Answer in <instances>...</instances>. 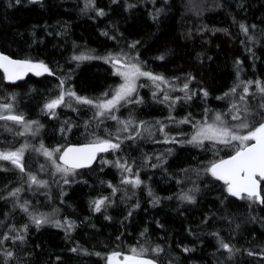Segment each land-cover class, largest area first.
<instances>
[{
	"label": "trees",
	"instance_id": "16d2710c",
	"mask_svg": "<svg viewBox=\"0 0 264 264\" xmlns=\"http://www.w3.org/2000/svg\"><path fill=\"white\" fill-rule=\"evenodd\" d=\"M0 52L43 62L52 73L10 82L0 71V104H11V114L30 124L28 130L0 121V151L25 148V172L0 161V264H108L111 253L129 255L133 248L147 249L145 256L158 264H264V203L231 196L206 171L234 149L187 142L216 114L229 125L239 123L229 113L233 104L247 106L253 123L264 118V93L256 84L264 86V0H0ZM109 55L136 62L168 84L157 89L146 77L138 79L128 98L133 102L112 110L117 120L68 96L55 115L45 109L62 90L108 100L121 79L105 61ZM165 93L170 99L160 102ZM97 138L120 148L67 177L51 173L55 166L41 145L61 151ZM60 151L52 157L57 163ZM29 174L47 185L33 184ZM137 178V186L123 182ZM260 191L264 196V181ZM185 194L194 200L181 199ZM103 198L95 211L93 202ZM33 216L49 222L37 227ZM157 247L158 254L152 251Z\"/></svg>",
	"mask_w": 264,
	"mask_h": 264
},
{
	"label": "snow or ice",
	"instance_id": "6c2138e0",
	"mask_svg": "<svg viewBox=\"0 0 264 264\" xmlns=\"http://www.w3.org/2000/svg\"><path fill=\"white\" fill-rule=\"evenodd\" d=\"M19 2V0H17ZM89 4L93 3V0H88ZM98 15H104L102 10L98 11ZM241 29L247 33L248 29L244 25L240 26ZM91 56H75V60L92 59ZM106 62L119 63V58L112 57L109 55L104 58ZM162 59V57H161ZM122 68L125 70L121 71L117 68L116 74L121 76L124 83L121 84L117 89H115L114 94L111 99L106 101L94 102L93 100L86 97H79L75 92L71 90L61 91L60 95L56 99H52L50 102L45 104V109L52 115H55V109L61 105H65V96L74 98L77 103L91 105L98 109L97 116L106 117L112 120H117V117L112 114V110L116 109L121 105V102H133L129 101L128 98L137 91L136 81L139 77H146L151 80L157 89H160V83L168 84V81L160 75H154L151 72L142 71L138 64H122ZM0 69H3L5 78L10 82H15L17 80L23 79L24 75L28 72L35 71L36 75H42L44 72L52 74L47 65L43 62L33 63L30 60H14L7 55L0 54ZM252 82H249L251 84ZM257 88L260 93H264V86L260 85L257 81ZM63 86V81H61V87ZM239 86V85H238ZM188 89V84H184L182 91ZM162 91V89H161ZM248 87L243 88V92L248 94ZM236 92L234 87L231 93H226L225 95H230ZM107 96L108 94L105 93ZM157 93L154 92L153 96L156 97ZM207 96V92L204 93ZM191 97L189 96L188 99ZM245 95L240 96V100L244 101ZM170 97L165 93L163 100L164 102L169 100ZM139 103L140 101H134ZM174 102V101H173ZM259 107L264 109V103L260 104ZM12 105L11 104H0V121H12L15 124L24 125L26 129L30 130V124L25 121L24 116L11 114ZM9 114L5 115L4 113ZM229 113H232L231 119L233 121H239L235 125H229L227 121L223 118L221 114H216L213 122L200 125L197 128L196 133L187 142L197 146H201L205 141L213 142L214 144H221L225 147H231L234 149V154L230 155L227 159H220L211 164L209 168L206 169L213 177L217 180L223 181L226 185V191L234 197L241 199H248L253 202L264 203V196L261 195L260 182L264 181V118L260 119L258 122L253 123L249 121L248 116L251 114L247 106L243 109L233 104L229 109ZM243 113V114H242ZM187 119L180 121V123H188ZM38 122L32 121L31 124H37ZM125 123V122H121ZM128 124L131 121L126 122ZM143 122H141V125ZM125 130H127L125 128ZM147 131V129H145ZM160 131H163V126H161ZM23 135V133H18ZM140 133L137 132V136ZM129 139H135V137H128ZM117 139H119L117 137ZM167 142V141H166ZM27 147V146H25ZM120 148L119 143H113L110 139H100L97 138L90 144L83 145L81 147H69L67 148L58 159L62 164L57 163L55 159H52L54 152L60 151L59 149H54L49 151L44 149L43 155L51 160V163L55 166L56 172L63 173L64 177L74 174L76 169L88 167L96 159V155L99 152H108L110 150L115 151ZM41 149H37L40 151ZM25 148L22 147L16 151H0V161H9L15 168H18L20 172H25V166L23 163V154ZM117 167L123 168L125 171L131 172L130 167H125V165L120 164L118 161L116 163ZM155 166V165H153ZM28 179L33 183L41 187L47 185L46 181L38 180L36 176L29 174ZM68 183V180H64ZM124 183H132L137 186L141 181L137 178L135 180L123 181ZM21 189L17 188L14 192L9 195L16 196ZM107 198L99 199L94 201V210L101 211L102 206L105 204ZM181 199L192 202L193 197L185 194ZM24 212H28V207L26 205H20ZM33 223L39 227L43 223H48L47 217H32ZM68 224L71 228L72 225ZM55 226L62 227L59 221H55ZM25 226V230H26ZM15 231V229H13ZM8 237H5L7 239ZM16 239L23 241V236H17ZM2 243V241H0ZM220 246L229 252L232 249L228 244L220 241ZM76 251V249H73ZM147 249L141 248L137 250L136 248L131 249V254L123 255L120 252H113L107 257L108 264H156V261L145 257ZM154 253H159L162 251L159 247L152 249ZM187 251V249H185ZM251 255V253H249ZM99 255V253H97ZM7 258L13 256L12 252L5 253ZM122 257V259H121Z\"/></svg>",
	"mask_w": 264,
	"mask_h": 264
},
{
	"label": "rangeland",
	"instance_id": "374dc122",
	"mask_svg": "<svg viewBox=\"0 0 264 264\" xmlns=\"http://www.w3.org/2000/svg\"><path fill=\"white\" fill-rule=\"evenodd\" d=\"M117 58V57H116ZM119 61L120 62H122L123 64H136V62H133V61H129V60H126V61H123V60H121L120 58H119ZM33 63H35V62H33ZM37 63V62H36ZM117 68H120V70L121 71H123V70H125L124 68H122L121 66H119V65H115V64H113V70H114V72L116 73L117 72ZM143 71V70H142ZM28 73H32V74H35V71H32V72H28ZM27 73V74H28ZM45 73H47V72H44L43 74H45ZM36 75V74H35ZM25 76V75H24ZM121 79H120V84L117 86V88L121 85V84H123L124 83V80H123V78L121 77V76H119ZM141 78H143V77H139L138 79L140 80ZM138 79H137V81H136V84H137V82H138ZM116 88V89H117ZM114 94V93H113ZM112 97V96H111ZM111 97L109 98V99H111ZM106 101V100H105ZM123 102V101H122ZM5 115H6V112L4 113ZM211 122H213V121H210V122H208V123H211ZM202 124H204V123H202ZM202 124H198L197 125V127H196V130H195V133H196V131H197V128L200 126V125H202ZM235 124H237V123H235V122H233V124H231V125H235ZM4 127H7V125H3ZM51 173L53 174V175H57V173L58 172H56V169L55 168H53L52 170H51Z\"/></svg>",
	"mask_w": 264,
	"mask_h": 264
},
{
	"label": "water",
	"instance_id": "95a60500",
	"mask_svg": "<svg viewBox=\"0 0 264 264\" xmlns=\"http://www.w3.org/2000/svg\"><path fill=\"white\" fill-rule=\"evenodd\" d=\"M0 54H3V53H1L0 52ZM4 55H6V54H4ZM9 57V56H8ZM11 58V57H10ZM11 59H13V58H11ZM14 60H17V59H14ZM113 63V62H112ZM113 64H115V65H119V66H121L122 65V63L119 61V63H113ZM0 71L3 73V75L5 76V74H4V72H3V69H0ZM9 81V80H8ZM7 115V114H6ZM90 143H92V142H87V143H72V144H68V145H66L61 151H60V153H59V155H58V157L67 149V148H69V147H81V146H83V145H86V144H90ZM104 153H106V152H99V153H97V155H96V159L91 163V165L90 166H88V167H84V168H80V169H86V168H90V167H92L95 163H96V161H97V159H98V157H99V155L100 154H104ZM58 157H57V161H58V163H60V164H62V162L58 159ZM227 159V158H226ZM80 169H76V170H80ZM146 257V256H145ZM146 258H149V257H146ZM122 259V258H121ZM149 259H151V258H149ZM156 264H158L157 262H156Z\"/></svg>",
	"mask_w": 264,
	"mask_h": 264
},
{
	"label": "bare ground",
	"instance_id": "6f19581e",
	"mask_svg": "<svg viewBox=\"0 0 264 264\" xmlns=\"http://www.w3.org/2000/svg\"><path fill=\"white\" fill-rule=\"evenodd\" d=\"M169 121V120H168ZM173 122V121H172ZM175 126H176V124H175ZM179 127V126H178ZM188 130V129H187ZM181 133H183V132H181ZM108 153V152H107Z\"/></svg>",
	"mask_w": 264,
	"mask_h": 264
}]
</instances>
